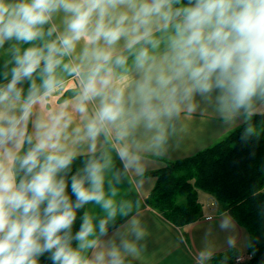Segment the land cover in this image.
Returning a JSON list of instances; mask_svg holds the SVG:
<instances>
[{
    "label": "clouds",
    "instance_id": "clouds-1",
    "mask_svg": "<svg viewBox=\"0 0 264 264\" xmlns=\"http://www.w3.org/2000/svg\"><path fill=\"white\" fill-rule=\"evenodd\" d=\"M208 109L264 131V0H0V264H126L120 186Z\"/></svg>",
    "mask_w": 264,
    "mask_h": 264
},
{
    "label": "crops",
    "instance_id": "crops-1",
    "mask_svg": "<svg viewBox=\"0 0 264 264\" xmlns=\"http://www.w3.org/2000/svg\"><path fill=\"white\" fill-rule=\"evenodd\" d=\"M240 124L239 121H223L211 109L203 114L198 112L183 116L177 123L166 154L146 156L145 171L139 175L128 174L120 188L122 197L133 201V210L129 217H117L115 227L109 229V235L117 228L130 233L128 220L135 218L144 232L143 239L137 242V253L127 255L126 264H213L216 253L234 249L239 254H248V230L231 213L220 210L212 194L198 192L205 200L201 217L184 226L173 224L146 202L157 182V176L151 174L152 171L165 167L167 160L185 158L211 146ZM86 211L94 216L102 215L94 205H87ZM225 221L228 226L222 227ZM128 239L134 238L129 234ZM229 239L233 240L232 245L228 243Z\"/></svg>",
    "mask_w": 264,
    "mask_h": 264
},
{
    "label": "trees",
    "instance_id": "trees-1",
    "mask_svg": "<svg viewBox=\"0 0 264 264\" xmlns=\"http://www.w3.org/2000/svg\"><path fill=\"white\" fill-rule=\"evenodd\" d=\"M259 126L264 117L256 116ZM244 125L199 152L177 160L151 174L157 182L146 202L177 226H184L201 217L203 203L198 189L215 197L220 210L228 211L249 232L248 254L243 264H264V131L259 137L241 139ZM86 155L75 162L82 163ZM75 170V168L73 169ZM86 211V206L81 214ZM239 253L231 250L216 253L213 264H239Z\"/></svg>",
    "mask_w": 264,
    "mask_h": 264
},
{
    "label": "built area",
    "instance_id": "built-area-1",
    "mask_svg": "<svg viewBox=\"0 0 264 264\" xmlns=\"http://www.w3.org/2000/svg\"><path fill=\"white\" fill-rule=\"evenodd\" d=\"M208 218H211V216H208ZM246 257H251V255H239L236 257L235 261L236 263L243 264L247 261Z\"/></svg>",
    "mask_w": 264,
    "mask_h": 264
},
{
    "label": "rangeland",
    "instance_id": "rangeland-1",
    "mask_svg": "<svg viewBox=\"0 0 264 264\" xmlns=\"http://www.w3.org/2000/svg\"><path fill=\"white\" fill-rule=\"evenodd\" d=\"M198 192L201 194V193H208V192H206V191H204V190H202V189H198ZM200 194H198L199 196H198V198H199V200L203 203V204H205V200H203L201 197H200ZM239 255H247V253H245V254H239ZM238 255V256H239ZM237 257V256H236ZM250 257H246V259L248 260Z\"/></svg>",
    "mask_w": 264,
    "mask_h": 264
}]
</instances>
